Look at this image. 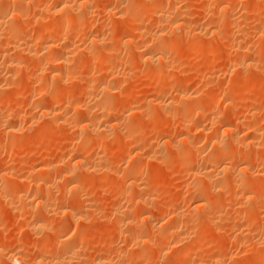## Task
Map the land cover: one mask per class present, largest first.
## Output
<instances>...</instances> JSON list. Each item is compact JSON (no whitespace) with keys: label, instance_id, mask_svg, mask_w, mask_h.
Masks as SVG:
<instances>
[{"label":"bare ground","instance_id":"1","mask_svg":"<svg viewBox=\"0 0 264 264\" xmlns=\"http://www.w3.org/2000/svg\"><path fill=\"white\" fill-rule=\"evenodd\" d=\"M176 1L178 0H100L95 3V0H0V134L2 136L3 134L4 136L7 135L6 140L10 138L13 145L19 143V139H17L18 133H22L20 134L22 137L25 132L24 135L26 134V136L24 137L27 138L28 135L27 140L32 146L36 132L40 134L43 130L48 133V130L54 129L53 124L56 127L58 124H65V126L68 124L70 127L67 126L68 128L66 127L65 131L68 130L69 132V130H72V133L68 134L70 136L64 137L68 140L69 144H72V147H69V145L68 147L71 148L69 149L67 147L68 144H66L67 141L65 142L66 146H63L70 150V152H67L65 148H61L63 152L66 150V153L62 154L63 157H59L58 155V159L54 160V156L48 159V152L43 156L38 154V156L42 157L40 159L37 158L38 161H32L31 164L27 162L28 166L23 168L24 171L21 169L22 174L20 172L18 176L13 172L17 177L12 172L6 171L7 168L6 170L3 169L6 165L2 167L3 170L0 168V199H5L2 201L3 204L6 201L7 207L14 208L18 212L17 214H21L20 216L24 218L23 222H18L17 230H22L26 227V229L29 228V231L32 230V234L34 233L36 236H39L41 231L47 232L46 235L43 234L44 239L42 242L35 243L36 246L33 247L35 252L33 251L34 253L30 258L16 250L17 247L15 245L17 241L13 242L14 240L11 238V240H8L9 242H7L6 246L7 248H11L5 249L6 247L3 246L4 241L1 242V240L0 254L1 257L3 255V260L6 263L63 264L68 260V262L73 264H88L85 262L86 260L83 261L84 259H82L85 256H80L81 246L83 245L80 246L77 243V239L82 241L87 232L93 230V227L96 226L92 223L93 227L86 225L87 223L85 222L89 220V217L96 215L97 218L95 220L100 219V216L98 217L96 213L91 215L93 208L89 207L91 205L87 204V202L98 201L96 195L92 197L91 190L96 187L97 192L95 193L98 194L101 179L103 180L104 177H107L108 183H105L108 186L105 185L107 186L105 189L108 188L107 191L113 194L110 195L113 199L106 202L107 208L110 203L108 211L110 212V208L112 211L110 215L108 213V217H111V214H113L114 223L109 221L115 226L112 229L121 228V224L123 223L129 225L131 231L127 229L129 233L125 234V239L129 238L133 246L138 247V245L143 244L141 245L143 248L139 246L140 250H136L131 245L129 247L126 243L120 242V244L126 245L128 249L133 248L136 250L132 249V252L128 253L129 250L125 252L126 247L121 249V246L115 243L116 240L113 242L114 244L111 241L112 245L116 244L120 249L118 247L114 248L115 252H111L112 254L106 252L104 255L102 254L95 258L93 256L91 258L92 261H89L90 264H210L209 260H207L208 263L202 261L200 258L196 260V257H199L198 251H192V246L195 247L200 244H202V253L216 250L217 253L213 259L215 264H238L239 262V264H242L240 260L241 256L239 259H236L232 256L234 255L233 252V254H230V250H228L230 253L225 251L223 245L224 237L222 236L223 240L221 239V241L218 239L219 231L218 233L216 232L217 234H214L215 231H210L209 229V227H213L214 230L218 229V227L214 226L218 224V221H221L224 225L222 229L225 226L227 228L230 227L228 231L231 234L232 227H235L241 219L246 220L248 224L247 230H243L245 231L243 232L242 230L240 231V228H237L239 232L235 231V235L232 233V238H235L233 240L231 238V241L235 243L236 239L238 242L241 238L240 241L244 244V239L247 237L249 247L246 246V243L244 245L249 250L251 249V252L249 251L250 257L254 253L246 264H264V223L259 222L263 212L259 217L258 212H260V208L258 206L261 205L257 206L260 200L255 202L257 204L247 201V198L248 200H252V194L253 196L259 194L262 196L264 194V167H259L264 165V113H262L264 112V105H262V111L260 109V113L263 114L262 117L260 115V118L257 116V113H259L258 109H254L249 103L237 102V99L242 98L241 94L243 92L241 86L243 84L240 85L242 79L249 78L257 83L260 79L258 76L264 70V17L255 16V21L250 19L251 23L246 21L248 25L254 22L256 29L254 28L255 30H253V26L251 25L253 32H251L250 27H248L250 33L242 27V25H247L246 23L241 25L243 16L249 11H255L258 4L261 1L263 2V0H201L202 8H199V15L201 16L202 14L203 18L205 15L208 16V14L214 16L215 10L220 11L218 14L216 13L217 17L211 16L214 18V22L211 24L203 22L202 16L200 17L196 13L198 11H190V9L188 10L189 7L185 8L186 6L182 8L183 6L181 7L180 4L178 5L179 8H176V3H179ZM237 1L238 3L241 1L242 4V6L240 5L241 10H239L241 12L239 14H243L242 18L240 17L241 20L238 17L240 15H236L238 10L235 9L237 11L235 13L232 6ZM185 3L188 6V2L186 1ZM96 5L99 6V8L97 7L98 10L95 8ZM192 13L197 14L198 19L202 20L199 27H195L197 23L195 25L191 23V27L193 25L194 28L188 27L190 22L189 24L186 23V18L189 21V17H195V14L192 15ZM247 14L250 16V13ZM118 20H120V24L122 23L121 20L136 22L139 25V22H142V26L134 27V24V28L132 27V29L130 28L131 26L128 27L126 24V28H128L125 30L128 31L126 32L122 28L121 34L123 31L126 33L121 35L119 33L120 30L117 31V34V28L115 29V24L118 23ZM95 22L98 26L92 28V23ZM143 22L145 24L152 22L154 27L152 23V27H146V25H143ZM111 39L114 40L115 44ZM228 39L232 41L231 48L234 50L236 57L235 59L233 58L234 61L232 62V58H230L232 52H228L230 56L227 55V61L228 63L229 61L232 63L230 62V65H226L228 64L227 62L224 64V66H228L227 68L231 67L229 68L231 70H228V72L232 71L234 74L230 76V79L229 77H225V81L229 79L228 85H224L223 87V84H226V82L220 81L223 82L221 88H223L225 93L227 92L226 97L225 95L223 96L222 91V93L220 92V86H218L219 88L216 86L218 89H214L215 91L205 92L204 90L202 92L199 89H194L192 86H190L193 88L191 90V88L187 89L181 85L169 82L172 77L174 79L184 78L194 69L198 72L197 68L192 64V60L195 59L194 56L199 52H206L201 57H213L220 47L227 45L225 40L227 41ZM228 45L227 47H230ZM121 48L125 49L122 55L127 51L128 57H126V54L124 56L126 59L120 56L122 50L120 54L118 53ZM231 48L229 49L231 50ZM183 50H185L184 54L182 53L184 52ZM116 51L119 56L114 55ZM181 54H183L184 58V62L182 63L186 67L181 69L178 67L179 70H176V63L182 60ZM82 55L84 56L83 61L86 63L82 62ZM198 60L201 61V59ZM81 63L85 64H82V67L77 69L79 68L77 66L81 65ZM94 65L105 67V71L102 69L104 74L100 72L101 69L99 70V67L95 69ZM104 65L107 67L111 66L107 72ZM224 66H221V68L223 69ZM207 68L209 67L207 66ZM218 71L220 72V68ZM224 71L226 74V70ZM210 72V75H213V71ZM200 73L202 74L201 71ZM216 74L215 72L214 76L215 78L218 77L219 80V75L222 73L217 76ZM20 75L24 77L25 81ZM139 75L140 77H145L146 75L147 77L145 78H148L152 82L150 84L152 88L148 86V94L145 93L143 98L139 96L140 94L138 95V91L136 92L135 88L131 86L132 83L130 84L129 82L134 76L138 77ZM197 76H199V79L201 78V75L198 74ZM205 77L202 78L203 81ZM202 79H200L201 83L196 81L199 83V86L203 84L202 87H204L206 83H202ZM222 79L224 80V78ZM134 81L132 80L131 82ZM20 83L21 85H19ZM22 83L29 86L30 89L35 87L38 90L39 88L38 92L34 91L38 95V103L33 97V101L29 100L32 93L30 90H25V88L29 87H25ZM194 84L196 85L197 83ZM233 84H236L235 86H238V88H234ZM18 85L19 87H23L24 91L31 93L28 95L29 97L24 96L25 98L28 97L30 101L28 103L30 104L29 106L26 104L29 102L27 99L24 104V98H22L24 107L20 103L22 104V108L18 107V103V108H14L9 104L8 100L11 99L8 94H5L8 93L5 92V88L10 86L17 87ZM134 87L136 86L134 85ZM9 89L12 90V87L7 90ZM76 90L82 93L80 94V96L82 95L81 99L76 94ZM24 91L22 94H25ZM142 92L144 91H139V93ZM219 92L224 97L222 98L220 95L221 98L225 99L223 102L226 101V105L224 106L217 100L219 99ZM14 94L17 93L14 92ZM17 95H15L16 98ZM257 96L259 100L264 99L263 93L258 92ZM257 98L255 101L258 100ZM42 99H46L48 105L45 103L46 100ZM13 100H11V103ZM112 100L116 102L114 103ZM246 100L245 98L243 101ZM248 100L252 102L250 97ZM59 101H63L64 103L60 102L59 104ZM111 101L113 104H109ZM217 101L222 106L217 104ZM52 102L59 105L61 103L63 105L66 104L61 109L59 108L62 105L57 107L59 105L56 104L55 108L59 109L57 110L52 107L54 106ZM7 103L8 108H5ZM40 117H43L44 120L47 118L46 120L48 121L42 120L43 124L40 123L39 127L43 126V128L38 131L39 129L37 130L34 125L41 121L38 120ZM219 118L223 120L221 119V122H219ZM174 119L178 122V130L176 129L177 125H172L176 124ZM217 121L219 124L214 126ZM160 123H172L171 125L175 127L174 130L176 129V131L172 133L168 129V126L172 128L171 125L163 124L168 125L166 131H169L164 132L163 129V133L161 132L162 137L159 136L161 139L158 140L157 138L155 140L156 138H154V141H152L151 138H147L149 137L147 135H153L157 132V128L160 126L158 124ZM241 125H243L244 129L246 127L250 129V132L246 128L247 133H243L245 135L241 134ZM23 140L25 139L23 138ZM112 142L113 144H117L115 148L110 147ZM8 143L10 144V142ZM58 151L60 152V149ZM32 152L34 153V151ZM261 152L263 154H260ZM253 159L256 160L257 164H255L259 168H256ZM15 160L18 161L17 158ZM5 161L4 163H6ZM252 161L256 169L252 168ZM118 162H123L124 164H121V166ZM152 162L153 164L156 162V165H162V168L165 166L167 169H171L172 173L181 174L180 176L185 179L183 183L179 178L182 184V188L180 187V189L185 188L183 192H186L185 195H189L188 199H185L186 209L175 206L177 204L174 205L175 207L168 205L166 209L162 206L163 202H158L161 204L156 209L158 212L156 210L153 211L154 214L157 212L156 214L158 215L151 213L150 209H153V207L149 209V206L153 203L152 200H155V198L158 200L159 198L160 200L158 201H164L169 196L167 195V189H165V186L168 184L166 180L168 179L166 178L163 181V178L157 174L159 173V168L155 170L148 167ZM191 162L198 163L201 168H197L196 165L195 167L194 165L191 166ZM3 165L1 164V166ZM146 165L147 169H144ZM156 165L155 168L158 167ZM9 167L11 168V166ZM156 171L158 172L156 173ZM144 172H147V185H143V182L140 183ZM190 172L192 173V177H189L192 179H188L187 181L186 179L189 178L188 173ZM16 178L20 186L29 185L28 189L26 186L25 190L19 191L21 189L18 188L21 187L18 186L17 188L16 182L13 188L15 191L12 192L11 190L8 194H5L7 190L2 193L3 184L6 181L7 183L11 181L10 184H14L13 181ZM53 179H55V184H57V181L60 184L59 179H62L61 181L64 184H69V186L62 184L64 188H60L63 190L58 188L61 193L59 192L60 195H56L52 192V187H54ZM51 183L53 184L52 187ZM10 184L7 185L9 186ZM83 184H86L84 188L78 189ZM102 186H104L103 183ZM180 189H177V191ZM183 192L182 194H184ZM225 192L231 196H240L236 198L237 200H240L244 195L246 196L242 200L247 201L249 204L244 213L241 211L244 210V207L243 209L240 207L242 214L237 208V211L233 210L236 212L234 216H231L233 214L230 216L224 215L223 202L221 203V200L224 198L222 199L221 196ZM220 193L223 194L221 195ZM85 196L87 198L91 197V201L84 203L83 200H89ZM124 197L131 200V203L128 201L129 204H127ZM122 198H124L125 203L122 201ZM234 198L232 200H235ZM237 200L235 201L239 205V201ZM242 200L240 202L243 204ZM235 201L233 202L236 203ZM158 203L156 202V204ZM237 203L235 207L243 206L241 204L237 206ZM233 204L231 205L233 206ZM181 205L185 206L184 204ZM84 206L86 208L89 207V209L91 208V212H86L85 210L83 212V208L86 209ZM232 206L229 208L227 206V208L233 209ZM34 207V213L32 214L31 212L33 216L30 217V210ZM235 207L234 209H236ZM262 208L263 210L261 211H264V207ZM255 209L258 212H255ZM50 211L52 215L54 213L58 215L59 213L58 216L65 215L68 219H58L54 216L57 218L55 219L57 222L51 221L50 219L53 216L50 217ZM85 212L89 214V217ZM255 213L259 217V223L257 222L253 230L251 228H253L252 224L256 219ZM92 219L94 218L91 217L89 223L90 221L92 222ZM262 219L264 220V218ZM52 220L54 219L52 218ZM97 224L99 223L97 222ZM188 224L191 225V230L190 228L188 229ZM237 225L240 226L239 222ZM116 232L114 233L116 234ZM125 232H120V234L122 233L121 237ZM35 235L34 239H36ZM118 238L120 239V236ZM86 241H84V244ZM153 241L156 246L152 244ZM229 241L230 239H228ZM237 242L236 244H238ZM150 243L156 247L150 245L151 251L148 250L150 246H147ZM240 243L239 245L243 248ZM127 244H130L128 240ZM231 245L233 246L234 244ZM28 246L32 247L33 245ZM228 248L230 247L228 246ZM196 249L198 248L196 247ZM93 253L92 255H94ZM46 254L50 257L49 259L48 257L46 258ZM235 255H238V252ZM210 256L207 258H210ZM86 259L88 260V258ZM190 261L192 263H189ZM214 263L211 261V264Z\"/></svg>","mask_w":264,"mask_h":264},{"label":"rangeland","instance_id":"2","mask_svg":"<svg viewBox=\"0 0 264 264\" xmlns=\"http://www.w3.org/2000/svg\"><path fill=\"white\" fill-rule=\"evenodd\" d=\"M98 1H100V0H98ZM97 1V2H98ZM103 1V0H102ZM181 1V2H180ZM188 2V6H187V4L185 3V2ZM186 1H184V0H178V1H176V2H179V3H176V8H179V4H180V6L182 7V8H184L185 6V8H187V7H189L188 8V10L190 9V11H193V12H195V11H198V12H196L198 15H199V8L201 9L202 8V1L201 0H186ZM96 2V0H95V3H97ZM204 2V1H203ZM263 2H264V0H263ZM262 1H261V3H259L258 4V6H257V8H256V10L255 11H253V12H247V13H250V16H249V14H245V16H243V14L241 15V14H239V13H241V12H239V10H241V6H242V4H241V1L238 3V1H237V3L235 2V5H233L232 4V6L234 7V10L236 9V10H238V13H237V11L235 10V13H237L236 15L238 16V15H240V16H238L239 18L241 17V16H243V20H242V23H241V25L242 24H244V23H246L247 25H245V26H243L242 25V27L245 29V30H247V32L248 33H250V29L252 28V26H253V30H255L256 29V26L254 25V22L253 21H255V16H263L264 17V3H263ZM185 5H184V4ZM243 3V2H242ZM241 5V6H240ZM262 5H263V7H262ZM200 6V7H199ZM99 8V6H95V8ZM191 7V8H190ZM261 7H262V10H261ZM98 8H97V10H98ZM240 8V9H239ZM101 9V8H100ZM99 9V10H100ZM217 9V8H216ZM218 10H220V9H218ZM259 10V11H258ZM171 11V10H170ZM216 12H214L213 14H214V16L215 17H217L218 15V13L220 12V11H217V10H215ZM222 12H224V11H222ZM217 13V14H216ZM253 13H255V14H257V15H254ZM172 14V13H171ZM195 14V13H194ZM193 13H192V15H194ZM197 14H195V17L194 16H192V17H189V21H188V18H186V23H188L189 24V22H190V24H189V28H194V26L193 25H195L196 23V25H195V27L196 26H200L201 25V23H202V20H203V22L205 21V22H207V24H211L212 22H214V18H212V17H214L213 15H209L208 14V16L207 15H205V17L203 18V15L201 14V18H202V20L200 21L199 19H198V15ZM223 14V13H222ZM252 14V15H251ZM219 15H221V14H219ZM248 15V16H247ZM206 16H207V18H206ZM210 16V17H209ZM212 16V17H211ZM249 17V18H248ZM251 17V18H250ZM190 18H191V20H190ZM242 18V17H241ZM241 18H240V20H241ZM248 18V20H246ZM216 19V18H215ZM253 20L252 22H253V24H251L250 25V21L251 20ZM188 21V22H187ZM192 21V22H191ZM200 21V22H199ZM250 22L249 23V25H248V23L247 22ZM121 24H120V20H118V23L117 24H115V29L117 28V30H116V32L118 31V30H120V34H121V32H122V30L124 29V31H126L125 29H127L128 27H130V28H132L133 26H134V24H135V26L134 27H138V26H142V22H139L140 23V25L139 24H137L136 22L135 23H133V22H129V21H126V20H121ZM125 22V23H124ZM128 22V23H127ZM99 23V22H98ZM131 25H130V24ZM152 23V22H151ZM151 23H144L143 22V25H146V27L148 26L149 28L150 27H152L153 26V23H152V26H151ZM191 23L193 24L192 25V27H191ZM126 24H127V28H126ZM136 24H137V26H136ZM148 24V25H147ZM187 24V25H188ZM206 24V25H207ZM24 25V24H23ZM93 25H95L94 27H93ZM100 25V24H99ZM116 25H117V27H116ZM150 25V26H149ZM204 25V24H203ZM25 26V25H24ZM96 26H98L97 24H96V22L95 23H92V28H95ZM133 27V28H134ZM154 27V26H153ZM247 27V28H246ZM248 27H250V29H248ZM123 28V29H122ZM132 28V29H133ZM255 28V29H254ZM122 29V30H121ZM251 29V32H253V30ZM123 31V33H126V32H124ZM129 31H130V29H129ZM123 33L121 34V35H123ZM117 34H118V32H117ZM120 35V36H121ZM123 37V36H122ZM124 39V38H123ZM254 39V38H253ZM112 40V42L114 43V40L113 39H111ZM125 40V39H124ZM229 40V39H228ZM226 41L225 40V42H226V44L228 45L229 43V45H230V47H227V45H225V42H224V45H225V47L223 46V47H220L219 48V50H217V52H215V53H218V54H215L214 53V55H213V57L212 56H210V57H201L203 54L205 55L206 54V52L205 53H202V52H199L198 54H196L195 56H194V60H192L193 62H192V64H193V66L194 67H196L197 68V70H198V72L196 71V69H194V70H192L190 73H188L184 78H176V76H175V78L176 79H174V77H172V78H170V80H169V82L171 83V84H177V85H181V86H183V87H186L187 89L189 88H191L190 86H192L194 89H199V90H201L202 92L205 90V92H210V91H215V90H217L219 87L218 86H220V92L223 94V96L225 95V97H226V95H227V92L225 93V91H223V88H221L222 87V83L223 82H226V84L224 83L223 84V87H224V85H228V83H229V79L231 78L230 76L232 75H234L233 74V72L232 71H229L230 72V74H229V72H228V70H231V69H229V68H231V67H229V68H227L226 67V65H230L233 61H234V59H235V57H236V55H235V52H234V50L231 48L232 46H231V39L229 40V41ZM249 40V39H248ZM255 40V39H254ZM123 43V42H122ZM115 44V43H114ZM228 45V46H229ZM229 48H231V50L229 49ZM227 49H229V50H227ZM121 50H122V53H121ZM124 48H121L120 49V51L118 52L119 54H120V56H122V58L125 56V54H126V57H128V54L126 53L127 51H125V53H124V55H122L123 54V52H124ZM182 50V49H181ZM233 50V51H232ZM118 51V50H117ZM117 51L116 52H114V55H116V56H119V54L117 53ZM184 52H182L183 54L185 53V50H183ZM232 52V54H230L231 55V57L230 58H232V62L231 61H229V63H228V61H227V58H228V56H230L229 55V53H231ZM229 52V53H228ZM201 53V54H200ZM228 53V54H227ZM183 54H181L182 55V60L180 61V62H177L176 63V66H177V68H176V70H179V69H181V68H184V67H186V65L184 66V64L182 63V62H184V58H183ZM218 55V56H217ZM228 55V56H227ZM83 56V55H82ZM227 56V57H226ZM126 57H124L125 59H126ZM197 57V58H196ZM216 57V58H215ZM121 58V59H122ZM213 58V59H212ZM229 58V59H230ZM234 58V59H233ZM198 59H201V61L200 60H198ZM203 59H204V61H203ZM228 59V60H229ZM84 60V56H83V58H82V62H85V61H83ZM85 60L87 61V59L85 58ZM123 60V59H122ZM231 60V59H230ZM198 61V62H197ZM206 61H208V62H206ZM196 62H197V64H196ZM204 62L207 64V66L209 67V68H207V66H206V64L204 65ZM224 62V63H223ZM226 62L228 63V64H226ZM86 63V62H85ZM85 63H81V65H79V66H77V67H79V68H77V69H80V67H82V64L84 65ZM179 63V64H178ZM198 63H199V65H198ZM201 64V65H200ZM208 64H210V65H208ZM224 64H226L225 66H224ZM93 65V64H92ZM91 65V66H92ZM179 65V66H178ZM181 65H183V66H181ZM212 65V66H211ZM95 67V69H97L98 67H99V70L101 69V73H103L104 74V72H102L103 70L102 69H104V71H105V67L103 68L102 67V65L100 66V65H94ZM104 66H106V65H104ZM120 66H122V65H120ZM181 66V67H180ZM205 66V67H204ZM221 66H224V68L222 69L221 68ZM109 67H111V66H109ZM109 67H107L106 66V72L108 71V68ZM178 67H179V69H178ZM211 67H213V68H211ZM207 68V69H206ZM211 68V69H210ZM218 68V69H217ZM219 68H220V72L223 74V72H224V75L222 76V74L218 71L219 70ZM209 69V70H208ZM215 69H217V71H215ZM206 70H207V72H206ZM224 70H226V74H225V71ZM181 71V70H180ZM200 71L202 72V74L200 73ZM210 71H213L212 72V74L213 75H210L211 74V72ZM195 72V73H194ZM205 72V73H204ZM215 72L217 73L216 74V76L218 75V74H221V75H219L220 77H219V80H218V77H216L215 78V76H214V74H215ZM219 72V73H218ZM191 74V75H190ZM195 74V75H194ZM201 75L200 77V79H202V78H204L206 75V77H208L209 75V77L208 78H206L205 77V79H204V81H203V79H202V83H206V85H204V87H202L203 86V84H201V86H199V83H201V80L199 79V76H197L196 77V75ZM203 74H204V76H203ZM206 74V75H205ZM190 75V76H189ZM194 76V78H193V76ZM228 75V76H227ZM141 76H143V75H141ZM203 76V77H202ZM214 76V77H213ZM222 76V77H221ZM20 77L22 78L23 76H21L20 75ZM145 77H147L146 75H145ZM145 77H140V75L137 77H135L134 76V78H132V79H130L129 80V82H130V84H131V86L133 87V88H135V91L138 93V95L141 97L142 96V98H143V96L145 95V93L146 94H148V92H147V90L149 89L148 88V86L150 87V88H152V85H150V84H152V82L148 79V78H145ZM225 77L226 78H228L229 77V79H227V81H225ZM259 78V80L258 79H255V80H258V82H259V84H257V83H255L253 80H251V79H249V78H246V79H242V81H241V83H240V85H242L241 87V89H242V98H240V99H237L238 101L237 102H242V103H244V102H246L247 104L249 103L250 104V106L251 107H254V109H258L259 111V113H257L256 115L258 116V117H260V115H261V117H262V115L263 114H261L260 113V109H261V111H262V108L264 107H262V105H264L263 104V100H259V98H257L258 96L260 97V95L258 94V96H257V93L258 92H260V93H263L264 94V85H263V83H264V70L262 71V74L261 75H259L258 76ZM199 80H198V79ZM213 78V79H212ZM222 78H224V80L222 79ZM262 78V79H261ZM22 79H24V77L22 78ZM144 79V80H143ZM148 81H147V80ZM171 79H173V80H171ZM194 79V80H193ZM134 81V82H131V81ZM138 80V81H137ZM182 80V81H181ZM199 82H197V81ZM214 80V81H213ZM223 81V82H220V81ZM251 80V81H250ZM24 81H25V79H24ZM141 81H143V82H141ZM187 81H189L188 83H187ZM193 81H195V82H193ZM174 82V83H173ZM185 82H186V84H185ZM230 82H233V81H230ZM263 82V83H262ZM135 83V84H134ZM144 83H145V86H144ZM147 83V84H146ZM194 83H197L196 85L194 84ZM204 83V84H205ZM221 83V84H220ZM262 83V84H261ZM139 86H138V85ZM142 84V85H141ZM184 84V85H183ZM191 84V85H190ZM195 86H194V85ZM19 85H21V83L19 84ZM19 85L16 87V86H10V87H8V88H11L12 87V90L11 89H9V90H7L8 88L6 87L5 88V92H8V93H5L6 95L8 94L9 95V98L11 99V100H13L12 101V103H11V100H8L9 101V104H11L14 108H18V107H20V108H22V106L24 107V104H25V101H26V99L28 100V95L29 94H31L30 95V97H29V100H31V101H33L32 100V97H33V99L35 98L36 100V102L38 103L39 101H37V99H38V95L35 93L36 91L38 92V90H39V88H38V90L35 88V87H33V88H31L30 89V87L29 86H27V85H24L23 83H22V85H24L25 87H29V88H25V90H30V92L31 93H29L28 91H24V89H23V87H19ZM134 85L137 87H134ZM187 85V86H186ZM215 85V86H214ZM230 86H231V84H229ZM234 85V88L235 87H237L238 88V86H235L236 84H233ZM238 85V84H237ZM239 85V86H240ZM215 88H214V87ZM218 88H217V87ZM260 86V87H259ZM146 87V88H145ZM228 87V86H227ZM259 87V88H258ZM17 88H18V90H17ZM35 88V89H34ZM138 88H139V90H138ZM193 88H191V90L193 89ZM226 88V87H225ZM224 88V90H226ZM240 88V87H239ZM15 91H14V90ZM19 89H21V90H19ZM22 89H23V91H24V93L25 94H22L23 93V91H22ZM34 89V90H33ZM203 89V90H202ZM207 89V90H206ZM212 89V90H211ZM215 89V90H214ZM244 89V90H243ZM257 89V90H256ZM31 90H33V91H31ZM36 90V91H35ZM227 90H228V88H227ZM261 90V91H260ZM18 91H19V94H18ZM35 91V92H34ZM139 91H144V92H142L143 93V95H141L142 93H139ZM146 91V92H145ZM149 91V90H148ZM263 91V92H262ZM9 92H11V93H9ZM14 92L15 93H17V94H14ZM27 92H28V94H27ZM220 92H219V99H217V100H219V102L220 103H222L223 104V106L224 105H226V101H224L223 102V100H225V99H222V98H224L223 96H222V94H220ZM76 94L78 95V96H80V94H82L81 92H78L77 90H76ZM15 95H17V98L15 97ZM21 95H23V96H21ZM28 96V97H24V96ZM76 95V96H77ZM222 96V98H221V96ZM244 95V96H243ZM77 96V97H78ZM82 96V95H81ZM79 97V99H81L82 97ZM254 96V97H253ZM249 97H250V100L253 102H250L248 99H249ZM22 98H24V100L22 99ZM247 99L246 101H243L244 99ZM256 98L258 99L257 101H255L256 100ZM222 99V100H221ZM18 100V101H17ZM19 100H20V102H19ZM22 100L24 101V104H23V102H22ZM28 100V101H29ZM42 100H46V99H42ZM41 100V101H42ZM34 101V102H35ZM43 101V102H44ZM114 103L116 102L115 100H112ZM112 101H111V103L109 102V104H113L112 103ZM254 101H255V103H254ZM262 101V102H261ZM43 102H41V103H43ZM60 102H63V101H59L58 103L60 104ZM218 101H217V104H219V105H221L220 103H219ZM256 102H257V104H258V106H257V104H256ZM14 103V104H13ZM17 103H18V105H17ZM20 103H22V104H20ZM28 103H30V101L29 102H27L26 104H28ZM45 103L48 105V103H47V100L45 101ZM50 103V102H49ZM53 104H54V106H52V107H56L55 105L57 104V103H54V102H52ZM64 103V102H63ZM262 103V104H261ZM51 104V103H50ZM59 104H57V105H59ZM66 104V103H65ZM64 104V105H65ZM255 104H256V106H255ZM16 107H15V106ZM22 105V106H21ZM30 104H28L27 106H29ZM62 105V106H61ZM61 105H59V106H57V107H60L59 109H61L64 105L61 103ZM253 105V106H252ZM11 106V107H12ZM18 106V107H17ZM26 106V107H27ZM222 106V105H221ZM10 107V106H9ZM12 107V108H13ZM5 108H8V103H7V105H6V107ZM55 109H57V110H59L58 108H55ZM251 109H253V108H251ZM264 110V109H263ZM262 113H264V112H262ZM260 117V118H261ZM41 118V119H40ZM38 120H41V121H39V123H36L34 126H35V128H37V130L38 131H40V129H42L43 128V126L42 127H39V125H40V123L41 124H43V122H42V120L43 121H48V120H44L43 119V117H40ZM259 118V119H260ZM264 118V117H263ZM220 119V121L219 122H221V119L222 118H219ZM175 120V119H174ZM223 120V119H222ZM172 121V120H171ZM176 121V124H172L173 126L175 125H177V120H175ZM154 122V121H153ZM38 124V125H37ZM163 124H168V123H160V124H158V125H160L159 126V128H157V132L156 133H154L153 135L152 134H149V135H147V136H149V137H147V138H151L152 139V141H154V138H156L155 140H157V138H158V140L159 139H161V132L163 133V129H164V132H167V131H169V130H171L172 131V133H174V131H176V129L178 128V125H177V127H176V129L174 130V128L175 127H173L171 124H168V125H171V127L172 128H170V126H168V125H163ZM219 123H218V121L217 122H215V124H214V126H217ZM38 127H37V126ZM59 125V126H58ZM57 125V127L53 124V127H54V129L52 128V129H50V130H48L49 132L48 133H46V131H43L42 130V132L41 133H43V134H41L40 132V134H37L38 132H36V137L34 138V144L31 146L30 144H29V142H28V135H27V138H25L24 136H26V134L24 135V131H25V129H23L22 131L24 132L23 133V135H22V137L26 140H23V138L21 137V135L20 134H22V133H18L19 135H20V137H18L17 136V139H19L18 141H19V143H15V144H13L12 145V143H11V139L10 138H8L7 140H6V136L7 135H5L4 136V134H3V136L1 135L0 136V161L1 162H3V163H1L0 162V166H1V164L3 165V166H1L0 168L2 169V167H4L5 165L7 166H5L3 169L4 170H6V168H7V170L6 171H9V172H12V174H13V172H14V174H16V175H18L19 176V174L18 173H20V174H22L23 172H22V170L21 169H23V168H26L27 166H28V163H32V161L33 162H35V161H38V159H40L45 153H47L48 152V154H49V156H48V159H51V158H53V157H51V156H54L55 158H53L54 160H56V159H58V155H59V157H63V155L66 153V150H67V152H70V150H68L67 148H65V142L67 141V143L66 144H68L67 145V147L69 146V147H72V144H69V142H68V140H66L64 137H67V136H70V135H68V134H71L72 132V130L70 131L69 130V132H68V130L67 131H65L66 129V127L68 126V127H70L68 124L65 126V124H58ZM61 126V127H60ZM62 126H64V127H62ZM169 128H168V127ZM56 127V128H55ZM67 127V128H68ZM245 127V126H244ZM63 128V129H62ZM169 129V130H167L166 131V129ZM240 128H241V130H240V133L241 134H243V133H247L246 132V128L244 129L243 128V125H241L240 126ZM61 129V130H60ZM243 129H244V131H243ZM248 129V128H247ZM59 130H60V132H59ZM162 130V131H161ZM178 130V129H177ZM36 131V130H35ZM54 131H56V132H54ZM58 131V132H57ZM248 132H250V129H248L247 130ZM35 133V132H34ZM53 133V135L51 136V134ZM61 133V134H60ZM157 133H158V135H157ZM56 134V135H55ZM58 134H60L59 136H58ZM156 134V135H155ZM240 134V135H241ZM42 135V136H41ZM243 135H245V134H243ZM55 136H57V137H55ZM152 136V137H151ZM159 136H161V137H159ZM242 136V135H241ZM3 137V138H2ZM41 137H44V138H42L41 139ZM58 137H60V138H58ZM1 139H3V140H1ZM15 139V138H14ZM16 139V140H17ZM43 139H45V140H43ZM52 139V140H51ZM63 139V140H62ZM150 139V140H151ZM9 140V141H8ZM40 140H43V141H40ZM50 141H51V143H50ZM56 141V142H55ZM60 141V142H59ZM61 141H62V143H61ZM3 142V143H2ZM8 142H10V144L8 143ZM27 142V143H26ZM27 145H26V144ZM4 144V145H3ZM8 144V145H7ZM51 144V145H50ZM55 144V145H54ZM115 144V146L113 147V145ZM113 144V142L111 143V145H110V147L111 148H115L116 146H117V144L116 143H114ZM9 145H10V147H9ZM17 145H19V146H17ZM53 145V146H52ZM63 145H65V146H63ZM62 146V147H61ZM49 147V148H48ZM54 147V148H53ZM68 147V148H69ZM24 148H26V149H24ZM28 148V149H27ZM44 150H43V149ZM51 148H52V150H51ZM56 148V149H55ZM61 148L63 149V148H65L66 150L63 152V151H61ZM36 149V150H35ZM39 149V150H38ZM55 149V150H54ZM60 149V152L58 151ZM69 149H71V148H69ZM73 149V148H72ZM21 150V151H20ZM26 150V151H25ZM54 150V151H53ZM144 150V149H143ZM32 151H34V153L32 152ZM43 151V152H42ZM46 151V152H45ZM58 152V153H57ZM16 153V154H15ZM19 153V154H18ZM28 153V154H27ZM53 155H52V154ZM14 154H15V156H14ZM24 154V155H23ZM38 154H40V155H42L41 157L40 156H38ZM57 155V157H56V155ZM63 154V155H62ZM260 154H263V152H261ZM256 156V155H255ZM65 157V156H64ZM257 157V156H256ZM18 159V161L17 160H15V159ZM38 158V159H37ZM7 159H9V160H7ZM4 160H6L5 162L6 163H4ZM15 160V161H14ZM254 160V159H253ZM11 161V162H10ZM53 161V160H52ZM255 162H254V164L256 163V160H254ZM7 162H9V163H7ZM28 162V163H27ZM53 162H55V161H53ZM123 162H125V161H123ZM119 163L120 165L121 164H124V163ZM27 163V164H26ZM58 163V162H57ZM155 164H153V162L151 163V164H149L150 166H148L149 168L151 167V169L153 168V169H157L158 170V168H159V173H157L158 171H156V173L161 177V178H163V181H165L166 180V178L168 179V180H170V181H168V180H166V182H168V184L165 186V189H167V195H169L168 197H167V199L166 200H161V201H158V200H160L159 198H158V200L155 198V200H157V201H155V200H152V202L153 203H151V205L149 206V209L151 208V207H153V209H150L151 210V213L153 214V215H158V214H156L158 211L156 210L157 209V207L158 206H161V204H159L158 202H163L162 203V206L163 207H168V205H171V207H173L175 204H177V205H175V206H180V208L181 209H186L185 207H186V200L185 199H188L187 197L189 196V195H185V193L183 192V190L185 189L184 187V189H180V187L182 188V184L180 183V180H182L181 182H183V180L185 181V179H183V177L182 176H180L181 174H179V173H176V172H174V173H172L173 171L171 170V169H167V167H161L162 165H156V162H154ZM10 164V165H9ZM15 164V165H14ZM119 164H117V165H119ZM257 164V163H256ZM255 164V166H256V168H261V167H264V165L263 166H259V167H257L258 165H256ZM155 165L156 166H158V167H156L155 168ZM194 165V167H195V165L197 166V168L199 167V168H201L200 166H199V164L197 163L196 164V162L195 163H193V162H191V166H193ZM251 165H252V168L254 169L255 168V166L253 165V161H252V163H251ZM9 166H11V168L9 167ZM16 166V167H15ZM122 166V165H121ZM11 170H9V169ZM255 168V169H256ZM2 169V170H3ZM14 169V170H13ZM144 169H147V165H146V167H144ZM167 169V170H166ZM13 170V171H12ZM20 170V171H19ZM264 170V169H263ZM16 171V172H15ZM23 171H24V169H23ZM146 173L147 172H144L143 174H142V179H140L141 181H140V183H142L143 185H147L148 184V180L146 179ZM13 174V175H14ZM46 174V173H45ZM48 174V173H47ZM52 174V173H51ZM144 174H145V176H144ZM192 173L190 172V173H188V177L189 176H191L192 177V175H191ZM16 175H14V176H16ZM100 176H101V174H99ZM99 175H97L98 177H100ZM42 176V175H41ZM17 177V176H16ZM144 177V178H143ZM185 177L187 178V176L185 175ZM191 177H189V178H187L186 180L188 181V179L190 180V179H192ZM37 178V177H36ZM179 178H180V180H179ZM63 179V178H62ZM62 179H59V181L61 182L60 184H58L59 182L57 181V184H55V179H53V181H54V183H53V181H52V183L54 184V187H52V183H51V187L54 189H52V192L54 193V194H56V195H58L59 194V192L61 193V191L60 190H63V189H61L60 187H63V185L64 186H69V184H64L63 183V181H61ZM144 179V180H143ZM17 178L16 179H14V184H10L11 183V181H10V183H7V181H6V183L5 184H3L4 185V188H2L1 190H2V193H4V192H6L7 190V192L5 193V194H8L9 193V191H11L12 190V192L13 191H15V190H13V188L15 187V184H16V182H17V184H16V186H17V188H18V186L19 187H21V188H18V189H21V190H19V191H23V189L25 190V188H26V186H27V189H28V187H29V185H22V186H20V183H19V181L17 180ZM64 180V182H66L65 181V179H63ZM107 180H108V178L107 177H104L103 178V180L101 179V181H100V187L99 186H97V187H99L98 188V190L100 191V189H102L100 192L98 191V194L97 193H95V192H97V188L95 187V188H93L92 190H91V192H92V194H93V196L92 197H95V195H96V197L98 198V201H96V202H87V201H91L90 200V198L91 197H86L85 196V198H87V199H89V200H83L84 201V203H86L87 202V204L89 203V205H91V206H89V207H92L93 208V213L91 212V208L89 209V207H85L86 209H84L83 208V212H84V210L87 212H91V215L92 214H94V213H96L97 215H98V217L100 216V221L97 219V220H95L96 218H97V216L95 217L94 215L93 216H91L92 218H94V219H92V222L90 221V223H89V220H91V217H89V214H87L86 212V214H87V216L89 217V220H87L85 223H87L86 225L87 226H89V227H93L92 226V224L95 226V227H93V228H91V229H93V230H89L88 232H87V234H86V236H85V238L84 239H82V241H83V243L81 244V242L79 241V239H77V243H79V245L81 246V245H83V246H81V248H82V250H80L81 252V254H80V256L82 257V255L83 256H85V258H82V259H84L83 261H85V262H87L88 264H90V262L92 261V257L94 256V258L95 257H98V256H101L102 254L104 255L106 252H108V253H110V254H112V253H114L115 252V250H113L114 248L116 249L117 247H118V245H116L117 243L119 244V246H121V249H124L125 247V252H127V250H129V252L128 253H130V251L134 248V249H136V250H140V248H143V246L141 247V245H143V244H140V245H138V247L137 246H133L132 244H131V242H130V239L129 238H126L125 239V234H127V233H129V231H131V227L129 226V225H126L125 223H123V224H121L122 225V227L121 228H119V229H112L113 227L115 228V226H114V224H111L109 221H111V222H113L114 223V220H113V214H111L112 216L111 217H108V213H109V215H110V213H112V211H111V208H110V212L108 211V209H109V207H110V203L108 204V208H107V203L106 202H108L109 200H112L113 198H111L110 197V195H113V194H111V193H109L108 191H107V189H105V187H107L108 185L105 183V182H107ZM174 180H175V182H174ZM1 181V180H0ZM177 181V182H176ZM179 181V182H178ZM68 183V182H67ZM102 183L104 184V186H102ZM108 183V182H107ZM145 183V184H144ZM147 183V184H146ZM184 183V182H183ZM7 184H10L9 186L7 185ZM63 184V185H62ZM1 185V184H0ZM11 185H12V187H11ZM56 185V186H55ZM84 185H86V184H83V186H81V187H79L78 189H82V188H84ZM105 185H107V186H105ZM10 187L9 189H7L8 187ZM23 186H24V188H23ZM104 187V188H103ZM16 188V189H17ZM60 190H59V189ZM64 188V187H63ZM159 188V187H158ZM168 188H170V189H168ZM5 189V190H4ZM58 189V191H56ZM177 189H180L179 191H177ZM51 190V189H50ZM95 190V191H94ZM104 190H106V191H104ZM174 190V191H173ZM18 191V190H17ZM56 191V192H55ZM67 192H68V190H66ZM186 191V190H185ZM51 192V193H52ZM58 192V193H57ZM182 192L184 193V194H182ZM217 192V191H216ZM224 192V191H223ZM95 193V194H94ZM170 193V194H169ZM53 194V195H54ZM221 194V193H220ZM223 194V193H222ZM221 194V195H222ZM227 196H226V195ZM60 195V194H59ZM109 195V196H108ZM260 195V196H259ZM259 195H254L253 196V194L251 195L252 196V200H248V198H247V201L249 202H257V201H259V203L257 204V203H255V204H257V206L258 205H261L262 207H264V194L261 196V194H259ZM183 196H186V197H184V198H182ZM258 197V199H256L257 197ZM108 197V198H107ZM113 197V196H112ZM222 197V199L223 200H221V203H222V206H223V208H224V210H225V213H224V215L225 216H230L231 214H233V215H231V216H234V213L236 214V212L235 211H237V208H238V210H239V212L241 213V211H243L242 213H244V211H245V209H247V207H248V204L250 203H248L247 201L245 202L244 200H242V198L243 199H245L244 197H246L245 195L244 196H242L241 198H240V200H242L243 201V204H242V202H240V200L238 199H236V198H239V197H235V196H231L230 194H227L226 192L224 193V195L223 196H221ZM232 197V198H231ZM235 197V198H234ZM256 197V198H255ZM102 198V199H101ZM124 198H126V197H124ZM124 198H122L123 200V202H124ZM180 198H182V199H180ZM229 198V199H228ZM231 198V199H230ZM235 199V200H237V201H239V205L241 204V205H243V206H239L238 205V203L235 201V200H232V199ZM83 199V198H82ZM127 199V198H126ZM125 199V202L127 203V204H129V203H131V200H129V199H127L126 200ZM183 199H184V201H183ZM1 200V202H0V241L1 242H3L4 241V247H6L7 246V242H9L8 240H11V238L14 240L13 242H16V247L18 248H16V250H18L20 253H22L23 255H25V256H28L29 258H30V256L35 252V249L33 248L34 246H36V244L35 243H40V241L42 242L43 241V239H44V236H43V234H45L46 235V231L44 232V231H41L40 233H39V236L37 235H35L34 233L32 234V230H30L29 231V228H27L26 229V227L24 228V229H22V230H17V226L19 225V223L18 222H23V219L24 218H22V216H20L21 214H17L18 212H16L15 211V209L14 208H10V207H7V205L8 204H6V201H4L5 202V204H3V200H5V199H3V198H1L0 199ZM100 200V201H99ZM102 200V201H101ZM107 200V201H106ZM224 200H225V202H224ZM254 200V201H253ZM104 201H105V203H104ZM128 201H130L129 203H128ZM154 201H155V203H154ZM183 201V202H182ZM230 201H235L236 203H237V206H239V207H235V205H236V203H232V202H230ZM124 202V203H125ZM156 202L158 203V204H156ZM166 202H167V204H166ZM226 202H228V203H226ZM261 202V203H260ZM95 203V204H94ZM225 203V204H224ZM245 203V204H244ZM92 204H94V205H92ZM155 204V206H153ZM180 204V205H179ZM181 204H184L185 206H182ZM231 204H233V206L231 205ZM4 205V206H3ZM104 205V206H103ZM164 205H166V206H164ZM225 205H226V207H225ZM246 207H245V206ZM174 206V207H175ZM227 206H228V208L229 207H233V209L231 208V209H228L227 208ZM261 206H258L259 208H260V212H258V210L257 209H259L258 207H257V209H255V212H258V214H259V217H260V214L262 213L263 214V216H264V211H261V210H263V208L261 207ZM234 207L236 208V209H234ZM240 207H241V209H243V207H244V210H241L240 211ZM11 210H10V209ZM95 208V209H94ZM98 208V209H97ZM105 208V209H104ZM9 209V210H8ZM88 209V210H87ZM167 209V208H166ZM32 210V211H31ZM30 210V217L31 216H33L32 214L34 213V210H35V207L33 208V209H31ZM154 210H156L155 212V214H154ZM227 210H228V212H227ZM230 210V211H229ZM233 210H235V211H233ZM31 212H32V214H31ZM233 212V213H232ZM20 213V212H19ZM22 213V212H21ZM241 213V214H242ZM13 214V215H12ZM54 214H56L57 215V213H54ZM52 215L51 214V211H50V217L51 216H53V217H51V221H54V222H57V220L55 221V219H60V218H64V219H68V217H66L65 215H61V216H58L59 215V213H58V215L56 216V215ZM107 214V215H106ZM229 214V215H228ZM256 214V213H255ZM262 214H261V217L262 218H264L263 216H262ZM18 215V216H17ZM27 215V214H26ZM20 216V218H22V219H20V218H18ZM28 216V215H27ZM28 216V217H29ZM57 217V218H55V217ZM63 216H65V217H63ZM107 216V217H106ZM143 216V215H142ZM141 216V217H142ZM49 217V218H50ZM259 217L257 216V214H256V219L254 220V223L252 224L253 225V228H251V229H255L254 228V226L256 227V224H257V222H258V220H259ZM52 218L54 219V220H52ZM106 218V219H105ZM110 220H109V219ZM262 218H260V220H259V222H261V223H264V220L262 219ZM16 219V220H15ZM63 219V220H64ZM108 219V220H107ZM18 220H22V221H18ZM102 220V221H101ZM238 220H240V219H238ZM237 220V221H238ZM244 220V221H243ZM261 220H263V221H261ZM58 221H60V220H58ZM61 221H62V219H61ZM65 221V220H64ZM236 221V222H237ZM97 222L99 223V224H97ZM238 222H239V225L240 226H238L237 224H238ZM237 222V224H236V226L233 228L232 227V229H233V231H232V229H231V234L229 233V229H230V227H224L223 229H222V227L224 226L223 225V223L221 222V221H218V224L216 225V226H214V227H218V229H216V230H214V228H213V230H211L212 228L211 227H209V229H210V231H215V233L214 232H212V233H214V234H217L218 233V231H219V235H218V239H220V241H221V239L223 240V237H224V240H223V245H224V249H225V251H227V253H230V254H233L234 253V255H232V256H234V258H236V259H239V257L241 256V258H240V260H241V263L242 264H246V262L248 261V260H250V258L252 257V255H253V253L251 254V257H250V253H249V251L251 250H249L247 247H249L248 246V242H249V240L247 239V237L244 239V241H245V243H246V246L243 244V242L242 241H240V239H239V241L237 242V239H236V241H235V239H234V241H235V243H233L232 241H231V238H232V233H233V235H235L234 233H235V231H237V232H239L238 231V229L240 228V231L242 230H247V227H248V224L246 223V220L245 219H241L240 221H238ZM258 222V223H259ZM18 223V224H17ZM92 223V224H91ZM221 223V224H220ZM241 223V224H240ZM246 225H245V224ZM260 223V224H261ZM89 224V225H88ZM103 225L102 227H101V225ZM4 225V226H3ZM111 225H113V226H111ZM241 225H243V226H241ZM187 226H189L188 227V229L190 228V230H191V225L190 224H188ZM219 226H220V228H219ZM125 227V228H124ZM130 227V228H129ZM194 227H197V226H194ZM243 227V228H242ZM244 227H246L245 229H244ZM106 228V229H105ZM236 228V229H235ZM238 228V229H237ZM26 229V230H25ZM121 229V230H120ZM124 229H126V230H124ZM129 231H128V230ZM221 229H222V231H221ZM2 230V231H1ZM7 230V231H6ZM95 230V231H94ZM115 232V231H117L116 232V234L118 233V235L120 234V232H125L124 234H123V236L122 237H124L123 239H122V237H121V235H122V233L119 235L120 236V239H122V240H124V241H122V240H120L118 237V235L116 236V234L113 232V231ZM6 231V232H5ZM93 231V232H92ZM89 232H92V233H89ZM106 234H105V233ZM217 232V233H216ZM223 232H225V233H227V234H223ZM236 232V233H237ZM243 232H245V231H243ZM4 233V234H3ZM96 233V234H95ZM31 234V235H30ZM36 234H38V233H36ZM231 235V237H230V235ZM2 235H3V237H2ZM34 235L36 236V239H34ZM153 235V234H152ZM154 235L156 236V234L154 233ZM32 236V237H31ZM112 236V237H111ZM155 236H153V238H155ZM215 236V235H214ZM220 236V237H219ZM223 236V237H222ZM42 237V238H41ZM90 237V238H89ZM229 237V238H228ZM33 238V239H32ZM89 238V239H88ZM217 238V237H216ZM233 238H235V237H233ZM233 238H232V240H233ZM40 239V240H39ZM86 239H87V241H86ZM105 239V240H104ZM113 239V240H112ZM156 239V238H155ZM155 239H154V241H155ZM228 239H230V241L228 242ZM39 240V241H38ZM88 240H90V241H88ZM118 241V240H120V241H118V242H116V241ZM127 240L129 241V243L130 244H127ZM227 240V241H226ZM84 241H86L85 242V244H84ZM111 241H112V243L115 241V245H112L111 244ZM154 241L152 242V244H154ZM32 242H34V243H32ZM87 242H89V243H87ZM99 242V243H98ZM105 242H107L106 243V245H105ZM120 242H123V244H125L126 243V245H129V247H133V248H130V249H128L127 248V246L125 245H123L122 243V245L120 244ZM236 242L238 243V244H236ZM240 242H242V243H240ZM18 243V244H17ZM108 243H109V245H108ZM225 243V244H224ZM229 243V244H228ZM239 243L240 244H242V246H243V248L241 247V245H239ZM24 244V245H23ZM33 245L32 247L31 246H28V245ZM88 244V245H87ZM95 244V245H94ZM114 244V243H113ZM151 243L150 244H148L147 246H154V245H152ZM231 244H234L233 246L231 245ZM17 245H19V246H17ZM94 245V246H93ZM97 245V246H96ZM131 245V246H130ZM134 245H136V244H134ZM202 244H200V245H198V246H195V247H193L192 246V251H198L197 253H198V255H199V257L197 258L196 257V260H198L199 258L202 260V261H206L207 262V260H209V263L211 264V261H212V263H214L213 262V259H214V255H216V250L214 249V251H211V252H204V253H202L203 251H202V246H201ZM231 245V246H230ZM237 245H238V247H237ZM80 246H79V248H80ZM107 248H105V247ZM139 246H140V248H139ZM145 246V245H144ZM147 246H145V247H147ZM151 246H150V248L148 249V250H150L151 251ZM156 246V245H155ZM154 246V247H155ZM225 246H227V247H225ZM228 246L230 247V248H228ZM86 247H87V249H86ZM103 247V248H102ZM109 247H111V248H109ZM144 247V248H145ZM154 247H152V248H154ZM196 247L198 248V249H196ZM232 247V248H231ZM240 247V248H239ZM9 249L11 248V247H8ZM7 247L5 248V249H8ZM31 248V249H30ZM119 248V247H118ZM156 248V247H155ZM195 248V249H194ZM200 248V249H199ZM227 248V249H226ZM242 248V249H241ZM247 250H246V249ZM120 249V248H119ZM133 249V250H134ZM194 249V250H193ZM235 249V250H234ZM239 249H241L240 251H239ZM100 250V251H99ZM104 250H106L105 252H104ZM109 250V251H108ZM136 250H134V251H136ZM155 250V249H154ZM201 250V251H200ZM228 250H230V252L228 251ZM245 250V251H244ZM34 251V252H33ZM114 251V252H113ZM117 251V250H116ZM153 251V250H152ZM235 251V252H234ZM242 251V252H241ZM94 252V253H93ZM98 254H97V253ZM100 252H101V254H100ZM104 252V253H103ZM112 252V253H111ZM132 252V251H131ZM233 252V253H232ZM238 252V255H235L236 253ZM240 252V253H239ZM251 252V251H250ZM92 253L94 254V255H92ZM215 253V254H214ZM48 254H51V253H48ZM97 254V255H96ZM202 254H203V256H202ZM204 254H206L205 256H204ZM213 254V255H212ZM213 256L212 257V259H211V256H210V258H207L208 256ZM49 256H51V255H49ZM238 258H237V257ZM48 257V255L46 254V258ZM3 255H2V257H1V254H0V264H4V263H6L4 260H3ZM50 257H48V259H49ZM86 258H88V260L86 259ZM205 259V260H204ZM244 259H245V261H244ZM189 260V259H188ZM211 260V261H210ZM90 261V262H89ZM187 261V260H186ZM243 261V262H242ZM65 263H68V264H73V263H71V262H68V260H66L65 261ZM65 263H63V264H65ZM153 263V262H152ZM189 263H192L191 261L189 262ZM208 263V262H207ZM240 263V262H239ZM238 263V264H239ZM6 264H20V262H15V263H10V262H7ZM34 264H36V263H34ZM151 264V263H150ZM215 264V263H214ZM221 264V263H220ZM222 264H224V263H222ZM226 264V263H225Z\"/></svg>","mask_w":264,"mask_h":264}]
</instances>
